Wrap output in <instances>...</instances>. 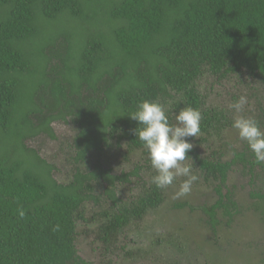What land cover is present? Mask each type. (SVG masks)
<instances>
[{"label": "trees", "instance_id": "1", "mask_svg": "<svg viewBox=\"0 0 264 264\" xmlns=\"http://www.w3.org/2000/svg\"><path fill=\"white\" fill-rule=\"evenodd\" d=\"M204 76L211 85L232 78L251 96L264 87V0H0V264H90L74 242L76 221L85 219L82 206L95 197L94 183L103 185L113 209L102 214L109 221L97 237L105 241L170 198V186L152 183L155 173L131 206H119L116 183H130L141 166L115 174L95 159L90 168L72 166L70 181L61 183L54 165L25 144L39 136L54 140L66 123L74 131L62 146L66 164L84 163L90 152L120 148L122 141L128 152H147L134 133L138 122L128 115L143 100L164 105L170 123L182 107L201 111V131L187 137L193 145L187 156L217 198L195 206L189 194L174 206L201 209L215 234L220 225L230 227L241 213L225 184L230 173L240 166L253 185L264 164L254 162L246 142L227 160L219 158L210 138L220 141L232 119L206 106ZM256 117L264 128L262 107ZM249 195L264 220V191ZM209 246L217 248L214 239ZM242 251L226 259L217 248L213 255L226 264L264 263V254Z\"/></svg>", "mask_w": 264, "mask_h": 264}, {"label": "rangeland", "instance_id": "2", "mask_svg": "<svg viewBox=\"0 0 264 264\" xmlns=\"http://www.w3.org/2000/svg\"><path fill=\"white\" fill-rule=\"evenodd\" d=\"M53 26L54 24H51L48 27ZM35 41H31L29 45L35 48L37 45ZM35 80L36 78L33 76L29 83L32 84ZM199 82L201 90L207 94L206 106L222 109L231 116L232 121L239 115L257 119L256 115L259 113L260 107L264 109V87L262 86H257V91L251 96L249 92L243 91L232 78L211 85V79L204 76ZM241 95L247 97V103L244 105L243 111L237 113L229 105ZM22 107L29 108L25 105ZM261 129L264 130L262 127ZM56 130L57 136L54 140L39 136L27 140L25 144L35 148L42 158L54 165L56 169L54 176L61 183L70 181L73 172L72 166H79L82 169L90 168L95 159H100L102 164L110 167L115 174L122 172L130 174L135 166H141L142 170L139 172V176L128 177L131 179L130 183L125 180L116 183L119 206H123L130 202L132 204L140 195L142 183L149 182L150 176L156 173L151 163L146 162L149 158L147 152L134 147H130L133 150L128 152V146L124 141L121 142L120 148L111 146L104 153L90 152L84 163L66 164L62 146L66 147L71 142L74 131L66 123L57 127ZM16 139L17 136L14 135L11 139L12 143H5L6 146H11L16 142ZM210 142L213 147L221 151L222 157H218L222 161L229 158L233 149L239 150L245 143L239 138L237 130L231 126L225 134H222L220 141L214 135L210 138ZM200 152L203 156L202 151ZM122 153H125V158ZM192 161L194 162L193 159H186L183 163L191 165ZM192 172L198 176V180L192 185L191 196H189L191 204L196 206L202 200L207 204H212L217 198V194L212 191L211 186L204 184L193 168ZM259 174L260 180L253 179L251 182L254 184L250 185L248 175L241 173L240 166L230 173L225 184L231 190L233 199L238 203L241 213L233 216L230 227L220 225L216 234L204 221L206 216L201 213V209H196L193 212L194 210L190 211L185 208L186 210L183 211L174 206V203L179 202L180 199V197H175V193L179 191L180 183L185 179V177H178L179 184H172L169 187L170 198L163 201L158 209L149 208L142 218L132 221L127 225L128 227L124 226L116 231L111 238L112 243L108 253L105 250L106 241L98 239L97 235L101 233L99 227L109 221L108 217L102 215L103 212H111L113 209L111 210V204L107 202L106 196L101 194L103 185L98 186L94 183L95 197L93 200L86 201L82 206L85 219L76 222V251L91 264H226L222 260H218V256L213 255L217 248L221 253L223 252L222 255L226 259L227 257L229 259V255L225 254L230 252L231 256L237 251L239 252L240 249H243L242 252L249 253L253 250L255 254H264V220L252 206L256 198L249 195L253 189L264 191V171L263 174ZM225 234L231 235L230 239L227 240ZM213 239L217 248L209 246L210 243H213ZM177 246L184 251L178 253ZM222 255L221 259L224 258Z\"/></svg>", "mask_w": 264, "mask_h": 264}, {"label": "clouds", "instance_id": "3", "mask_svg": "<svg viewBox=\"0 0 264 264\" xmlns=\"http://www.w3.org/2000/svg\"><path fill=\"white\" fill-rule=\"evenodd\" d=\"M246 103L247 97L241 95L229 107L240 113ZM128 115L138 122L140 127L134 133L147 150L151 166L156 171L152 183L158 189H166L178 177H185L175 197L189 195L198 176L193 174L192 165L183 162L190 158L187 153L193 147L187 137H198L200 134L201 111L191 106L182 107L175 115V123H170L164 105L157 101L143 100ZM231 127L247 143L254 155V162L257 165L264 164V130L259 122L253 117L239 115L233 119ZM20 215L23 216V211Z\"/></svg>", "mask_w": 264, "mask_h": 264}, {"label": "flooded vegetation", "instance_id": "4", "mask_svg": "<svg viewBox=\"0 0 264 264\" xmlns=\"http://www.w3.org/2000/svg\"><path fill=\"white\" fill-rule=\"evenodd\" d=\"M99 160H100V159H99ZM116 196H117V195H116ZM117 198H118V197H117ZM106 200H107V202L110 203V201H109L108 199H106ZM118 202H119V198H118ZM130 203H131V202H130ZM130 203H129L128 205H125V206H126V207L129 206ZM117 204L119 205V203H117ZM112 206H113V205H112ZM130 206H131V205H130ZM114 207H115V206H114ZM114 209H117V208L115 207ZM77 221H78V220H77ZM77 221H76V222H77ZM132 221L134 222V221H136V219H133V220H132V218H131V219L129 220L128 224H130ZM128 224H127V225H128ZM127 225H126V226H127ZM127 227H128V226H127ZM111 243H112V239H108V240H106V245H109V246H110ZM74 244H75V242H74ZM90 264H91V263H90Z\"/></svg>", "mask_w": 264, "mask_h": 264}]
</instances>
